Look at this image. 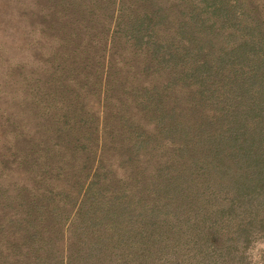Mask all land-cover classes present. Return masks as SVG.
Segmentation results:
<instances>
[{
    "label": "trees",
    "instance_id": "1",
    "mask_svg": "<svg viewBox=\"0 0 264 264\" xmlns=\"http://www.w3.org/2000/svg\"><path fill=\"white\" fill-rule=\"evenodd\" d=\"M18 4L28 120L0 111V264H246L264 0Z\"/></svg>",
    "mask_w": 264,
    "mask_h": 264
},
{
    "label": "rangeland",
    "instance_id": "2",
    "mask_svg": "<svg viewBox=\"0 0 264 264\" xmlns=\"http://www.w3.org/2000/svg\"><path fill=\"white\" fill-rule=\"evenodd\" d=\"M14 2L15 0H6L0 6V111L9 116V120L13 117L14 122L19 124L28 120L27 95L23 81L28 73L27 29L30 25L25 22L28 11L21 4H18L21 9L15 11ZM12 67H16L18 74ZM0 126L6 131L9 129L6 125ZM244 259L246 264H264V234L250 243L245 250Z\"/></svg>",
    "mask_w": 264,
    "mask_h": 264
}]
</instances>
